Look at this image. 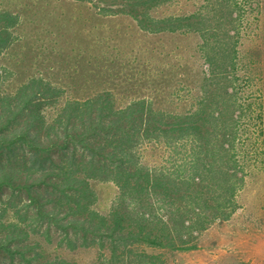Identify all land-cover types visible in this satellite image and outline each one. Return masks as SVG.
Returning <instances> with one entry per match:
<instances>
[{
	"label": "trees",
	"instance_id": "trees-1",
	"mask_svg": "<svg viewBox=\"0 0 264 264\" xmlns=\"http://www.w3.org/2000/svg\"><path fill=\"white\" fill-rule=\"evenodd\" d=\"M116 1L106 12L129 15L144 31L199 35L208 69L202 72L194 103L167 111L140 98L104 110L98 102L114 101L99 94L60 104L62 92L35 75L14 93H0V188L8 186L10 195L28 191L25 210L31 218L29 224L0 220V264H81L29 238L40 232L53 243V229L59 236L56 246L94 250L96 258L89 264H164V251L196 248L198 235L228 219L237 207L243 183L240 159L249 154L241 141L250 118L243 114L254 108L245 103L236 76V33L222 26L220 13L210 27L201 13L147 14L169 0ZM235 1H227L226 7L216 3V10H231ZM2 16L0 52L17 23L8 11H0V20ZM46 105H56L50 116ZM149 141L172 150L171 166L141 161L137 149ZM54 148L55 160L49 158ZM91 181L116 186L107 213L94 207Z\"/></svg>",
	"mask_w": 264,
	"mask_h": 264
},
{
	"label": "rangeland",
	"instance_id": "rangeland-1",
	"mask_svg": "<svg viewBox=\"0 0 264 264\" xmlns=\"http://www.w3.org/2000/svg\"><path fill=\"white\" fill-rule=\"evenodd\" d=\"M227 1L231 0H169L147 11L155 18L201 13L210 27L220 13L222 26L236 33V76L243 84L245 103L254 108L243 114L250 118L241 141L249 154L240 159L243 183L236 194V209L228 219L215 221L201 232L196 248L164 251V264H264V0H236L231 10H224ZM113 2L117 1L0 0V11L17 17L9 29V43L0 52V93H14L20 83L35 75L62 92L60 104L108 94L114 104L97 103L104 110L122 108L140 98L167 111L191 107L202 72L208 69L198 48L199 35L149 33L129 15L108 14L107 6ZM216 3L224 7L217 11ZM5 21L2 16L0 26ZM55 109L56 105L44 107L47 116ZM54 149L49 158L55 160L58 149ZM137 152L152 167H169L174 160L169 147L153 141L142 143ZM91 185L97 196L94 207L107 213L116 186L98 181ZM10 194L8 186L0 188V220L23 219L29 224L28 191ZM52 232L53 243L40 232L29 238L45 245L48 252L81 264L95 260L94 250L56 246L58 231Z\"/></svg>",
	"mask_w": 264,
	"mask_h": 264
}]
</instances>
